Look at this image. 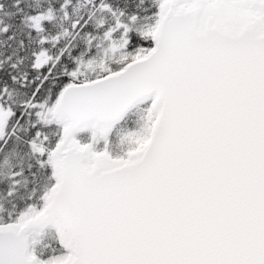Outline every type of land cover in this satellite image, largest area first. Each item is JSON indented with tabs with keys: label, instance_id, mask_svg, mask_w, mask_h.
<instances>
[{
	"label": "snow or ice",
	"instance_id": "1",
	"mask_svg": "<svg viewBox=\"0 0 264 264\" xmlns=\"http://www.w3.org/2000/svg\"><path fill=\"white\" fill-rule=\"evenodd\" d=\"M0 264H264V0H0Z\"/></svg>",
	"mask_w": 264,
	"mask_h": 264
}]
</instances>
